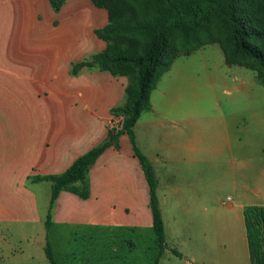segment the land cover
<instances>
[{
    "label": "crops",
    "instance_id": "1",
    "mask_svg": "<svg viewBox=\"0 0 264 264\" xmlns=\"http://www.w3.org/2000/svg\"><path fill=\"white\" fill-rule=\"evenodd\" d=\"M107 24V11L91 0H68L58 12L50 0H0V203L19 204V211L0 212V221H30L36 202L32 186L49 183L34 179L63 174L79 157L107 141L111 111L126 102L130 80L98 68H84L75 76L71 73L75 64L90 61L105 49L96 31ZM211 48L173 62L151 94L152 110L144 112L135 126L137 144L151 161L158 181L159 169L172 174L177 167L208 157L203 115L195 112L200 116L192 117L193 107L199 108L202 102L189 100L204 85L226 93L249 90L248 108L254 119L264 120L262 112H257L263 109L261 102L252 99L260 86L256 73L251 77L245 71L249 69L227 66L221 47L220 51ZM240 127L235 122L232 129H226L227 147ZM119 145V149L106 150L91 167L88 200L67 191L60 193L55 204L58 220L63 212L59 204L70 201L86 210L64 215L62 222L76 228L119 226L134 231L142 227L140 217L144 215L152 224L149 187L127 135L120 137ZM160 189L159 181L165 223ZM114 205L120 206L118 212L127 223L116 222ZM165 231L167 240L166 223ZM125 246L107 247L108 264H138L135 244ZM172 250L168 245L163 255ZM158 255L159 250L156 259ZM180 255L197 260L196 255Z\"/></svg>",
    "mask_w": 264,
    "mask_h": 264
},
{
    "label": "rangeland",
    "instance_id": "2",
    "mask_svg": "<svg viewBox=\"0 0 264 264\" xmlns=\"http://www.w3.org/2000/svg\"><path fill=\"white\" fill-rule=\"evenodd\" d=\"M121 1L132 8L141 5L138 0ZM214 32L222 38L217 30ZM214 49L220 51L217 44L210 50ZM245 71L251 77L255 75ZM230 90L231 93H226L224 89L204 85L198 95L193 92L189 98L194 103L202 102L197 105L199 108L193 107L192 117L200 116L195 112L203 115L201 123L208 137L207 159L177 167L178 171L172 174L159 169V197L167 243L186 258L197 256L196 261H191L168 252L160 264H251L243 214L250 206H264V120L253 118L254 113L248 108L249 90ZM257 91L252 99L261 102L263 109L257 112L264 117V87L258 86ZM242 110L243 113L239 112ZM234 112L237 114L233 115ZM121 122L122 118L113 117L110 129L121 128ZM235 122H240L245 131L235 129L236 135L227 147L225 131L232 129ZM168 175L174 176L168 181ZM49 186V183L32 186L36 202L32 204L30 221H0V264H51L45 252L48 243L58 264H108L107 247L126 245V249L130 243L137 247L138 264H155L158 251L155 233L145 215L140 217L142 227L134 231L119 226L76 228L62 222L64 215L86 210L66 201L59 204L63 210L59 220L55 216L58 205L54 207L52 227L48 229ZM18 205L0 203V212L19 211ZM119 208L114 205L112 209L118 218L116 222L125 224L127 219L118 212ZM135 220L132 217L131 222Z\"/></svg>",
    "mask_w": 264,
    "mask_h": 264
},
{
    "label": "trees",
    "instance_id": "3",
    "mask_svg": "<svg viewBox=\"0 0 264 264\" xmlns=\"http://www.w3.org/2000/svg\"><path fill=\"white\" fill-rule=\"evenodd\" d=\"M67 1L50 3L58 12ZM91 1L108 13V24L96 31L106 47L90 61L75 64L71 73L75 76L84 68H98L114 77H127L130 83L124 105L111 111L114 118H122L121 128L109 129L106 142L79 157L63 174L34 179L52 184L46 227H51L52 212L62 191L88 200L91 167L109 148L119 149L120 137L127 135L149 187V208L159 250L155 264H160L168 244L158 198L159 181L151 161L137 144L135 126L144 112L152 110L151 94L173 62L208 45L221 47L227 66L254 71L257 83L264 87V0H138L140 7L133 8L121 0ZM243 216L250 262L264 264V206H250ZM45 252L51 264H58L49 243ZM172 252L181 257L176 250Z\"/></svg>",
    "mask_w": 264,
    "mask_h": 264
}]
</instances>
